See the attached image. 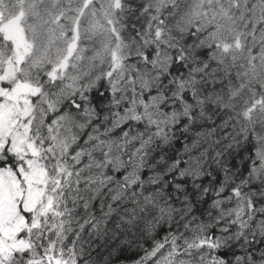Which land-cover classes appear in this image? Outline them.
Listing matches in <instances>:
<instances>
[{
	"label": "snow or ice",
	"instance_id": "1",
	"mask_svg": "<svg viewBox=\"0 0 264 264\" xmlns=\"http://www.w3.org/2000/svg\"><path fill=\"white\" fill-rule=\"evenodd\" d=\"M125 261L264 264V0H0V264Z\"/></svg>",
	"mask_w": 264,
	"mask_h": 264
},
{
	"label": "trees",
	"instance_id": "2",
	"mask_svg": "<svg viewBox=\"0 0 264 264\" xmlns=\"http://www.w3.org/2000/svg\"><path fill=\"white\" fill-rule=\"evenodd\" d=\"M181 143H182V142H181ZM176 147L179 148V147H180V144L178 143V144L176 145ZM129 255H131V253H125V254H124L125 257H126V256H129ZM125 264H129V262L125 261Z\"/></svg>",
	"mask_w": 264,
	"mask_h": 264
}]
</instances>
